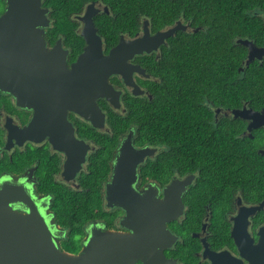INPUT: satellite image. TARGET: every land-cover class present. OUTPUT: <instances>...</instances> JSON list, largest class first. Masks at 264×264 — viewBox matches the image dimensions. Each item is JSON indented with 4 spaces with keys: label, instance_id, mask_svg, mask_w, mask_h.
I'll return each mask as SVG.
<instances>
[{
    "label": "flooded vegetation",
    "instance_id": "1",
    "mask_svg": "<svg viewBox=\"0 0 264 264\" xmlns=\"http://www.w3.org/2000/svg\"><path fill=\"white\" fill-rule=\"evenodd\" d=\"M17 1L38 3L42 15L33 28L11 23V50L24 44L25 52L0 54V65L19 68L7 79L11 90L0 88V183L13 184L42 206L58 248L78 253L92 230L130 235L137 224L143 236L163 245L158 255L166 264H247L240 253L246 250L253 264H264L257 260L258 252L264 256V123L249 128L250 119L233 114L264 105L240 102L236 94L227 99L222 65L210 74L206 61L198 72L190 46L184 55L176 52L182 35L191 44L203 27L179 16L154 28L142 14L131 24L129 0ZM10 4L15 1L0 0V18ZM145 19L150 35L178 28L155 50L128 60L143 69L131 73L143 92L134 94L121 75L112 74L108 81L120 91L119 107L106 97L93 98L91 78L81 86V78L69 73L88 45L86 36H98L107 55L121 39L143 36ZM168 47L175 64L168 88L171 128L155 126L150 134L135 124L112 126V114L129 118L133 103L143 108L145 100L167 91L161 71L152 73L145 58L159 60ZM182 59L184 77L176 71ZM57 65L62 72L53 70ZM245 66L238 65L236 80ZM101 114V126L86 118L100 120ZM244 139H253L252 150L238 143ZM136 264H144L142 258Z\"/></svg>",
    "mask_w": 264,
    "mask_h": 264
},
{
    "label": "water",
    "instance_id": "2",
    "mask_svg": "<svg viewBox=\"0 0 264 264\" xmlns=\"http://www.w3.org/2000/svg\"><path fill=\"white\" fill-rule=\"evenodd\" d=\"M14 1L15 4H10L0 18L1 55H10L11 52L21 54V51H26L24 44L21 45L23 50H11L10 40L16 38L15 35L8 32L12 30V22H24L32 25L33 28L40 22L39 15H42L38 3L21 6L20 2ZM19 14L29 16L26 20L15 18ZM147 22L148 20L145 19L143 36L129 40L121 39L107 55H103L101 52V40L98 36H86L88 45L69 73L71 75L74 73L75 77L81 78V86L86 85L85 80L91 78V86L95 87V91H91L93 98L106 97L115 108L119 107L120 91L116 90L108 81L112 74L121 75L126 84L134 87V94L143 92L131 78L133 71L143 72V69L131 64L128 60L135 54L149 53L155 50L164 38L172 35L178 28L176 25L150 35L146 26ZM47 23L48 20L44 14V25ZM30 37L35 36L34 34L26 36V38ZM236 42L247 48L245 65L255 59L262 60L264 58V46H257L252 39L237 38ZM48 56L49 54L44 52V61L51 60ZM6 61L9 60L1 56V62ZM18 69V66L15 65H0V78L2 79L0 88L11 90L9 89L11 84L7 79L14 70ZM53 70L62 72V66L57 65L55 68L53 67ZM56 77V75L53 76V78ZM56 85L58 86V84ZM233 114L250 119L249 128L264 123V109L257 111L244 106L234 110ZM102 115L100 120L94 116L86 118H91L95 126H101L103 124ZM140 227L141 225L138 227L137 224L133 228L131 227L133 234L130 235L92 230L80 252L68 253L60 250L55 243L53 234L44 220L42 206L36 205L22 189H16L13 184L9 182L0 183V264H136V260L139 258H142L144 264H166L164 255L162 253L161 257L158 255V248L160 247L159 251H161L163 245L157 242L156 237L143 236ZM161 228L155 230L156 235L162 231ZM240 253L249 260L247 264H253L248 250ZM257 260L264 261V256H260V252H258Z\"/></svg>",
    "mask_w": 264,
    "mask_h": 264
},
{
    "label": "trees",
    "instance_id": "3",
    "mask_svg": "<svg viewBox=\"0 0 264 264\" xmlns=\"http://www.w3.org/2000/svg\"><path fill=\"white\" fill-rule=\"evenodd\" d=\"M138 14L149 19L154 28L171 23L179 16L190 18L193 24L201 25L203 29L192 34L191 44L189 37L182 35L176 52L184 55L186 46H190L192 64L198 72V65H204L206 61L210 74L211 70L217 71V65H222L224 75L220 86L227 99H232L230 96L236 94L240 102L250 99L252 103L264 105V58L251 61L240 71L238 79H235L237 67L245 65L247 55V48L237 43L236 39L249 38L256 45H264V17L261 16L264 14V0H129L127 16L131 24L135 23ZM172 51V47L163 50L162 58L156 61L152 55L145 58V63L152 73L158 72V69L161 71L159 72L163 76L167 91L158 92V96L150 101L145 100L143 108L133 103L129 118L112 114L109 119L112 126L125 127L135 124L146 127L149 131L144 132L150 134L154 133L155 126L164 125L171 128L170 115L174 114V109L168 106L169 100H172L168 88L175 65ZM157 61L160 62L158 65L155 63ZM179 64L176 71L184 77L187 74L186 62L182 59ZM211 65L214 67L210 68ZM211 77L212 75H209V78ZM149 89L152 93L155 92L153 82L149 83ZM157 119L160 122H157ZM253 142V139L238 140V143H244L249 150L253 149L250 147ZM254 156L257 157L255 153ZM69 209L73 211L74 207Z\"/></svg>",
    "mask_w": 264,
    "mask_h": 264
},
{
    "label": "rangeland",
    "instance_id": "4",
    "mask_svg": "<svg viewBox=\"0 0 264 264\" xmlns=\"http://www.w3.org/2000/svg\"><path fill=\"white\" fill-rule=\"evenodd\" d=\"M261 16L264 17V14H262Z\"/></svg>",
    "mask_w": 264,
    "mask_h": 264
}]
</instances>
